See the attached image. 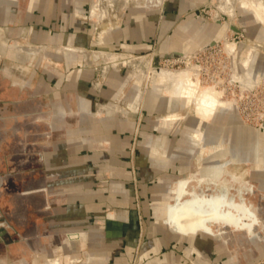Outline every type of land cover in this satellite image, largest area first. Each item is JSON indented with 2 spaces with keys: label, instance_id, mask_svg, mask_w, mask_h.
Masks as SVG:
<instances>
[{
  "label": "rangeland",
  "instance_id": "374dc122",
  "mask_svg": "<svg viewBox=\"0 0 264 264\" xmlns=\"http://www.w3.org/2000/svg\"><path fill=\"white\" fill-rule=\"evenodd\" d=\"M31 1L18 0L21 20L27 29L44 21L48 12V0H33V8ZM64 1L72 6V17L83 22L87 29L84 33L71 28L70 33L75 35L71 44L63 43L61 34L57 35L61 30L56 29L53 32L58 37L53 43H46V35L36 36L27 30L16 37L12 33L6 45L0 46L5 56L0 62L6 72L0 75L4 89L14 90L17 98L23 99L17 109L9 102L6 111L0 112V122L11 124L6 128L9 143L3 145L6 153L14 146L11 140L15 134L26 138L34 130L31 122L35 120L37 110L31 105L34 103L35 106L36 100L44 109L41 110L43 116L52 112L46 111V98H29L33 85L26 82L31 81L32 67L38 64L39 68L54 69L51 60L70 57L79 60L82 67L92 73L86 89L81 91L89 111L82 108L83 113L65 115L63 118L68 122H55L53 135L56 140H61L62 127H65L77 139L92 136L91 122H82L81 126L75 122L82 116L118 121V134L110 122H102L104 126L100 127L105 130L106 137L117 140L112 150L120 156L125 151L133 155L132 159H124L128 161L129 170L124 176L102 170L92 173L91 178L106 194L115 191L132 194L138 220L137 245L145 225L157 223L165 203L173 202V194L167 192V186L196 172L208 155L225 152L233 160L241 154L242 161H230L226 168L237 175L242 173L245 180L253 183L250 174L256 166L254 155L262 150L264 136V20L253 8L255 6L244 4L250 0H208L195 7L193 11L204 22L219 23V28L211 40L194 46H186L187 41H184L185 44L178 48L161 46L158 24L163 15L160 12L148 16L131 14V8L143 4L141 0ZM51 2L49 14L54 17V22L57 17L67 16L68 9L64 14L61 9L62 0ZM133 16H137L133 21L138 25L149 17L155 24L150 25V31L131 36L125 27ZM81 42L86 44H78ZM131 42L135 45H126ZM161 70L170 75H163ZM171 74L181 77L175 83L176 87ZM203 95L213 97V104L201 101ZM67 99L74 108L79 105L75 93ZM200 108H205L203 116L197 111ZM222 116L225 121L221 120ZM14 122L18 124L14 125ZM45 140H41V146L46 145ZM108 141L92 143L90 147L111 150L112 143ZM147 163L152 175L149 181H143L147 176H139L137 171ZM4 177L7 184L0 190L1 203L17 199L21 187L16 184L20 174ZM22 177L26 179L24 185L29 186V175ZM200 186L202 190L206 185ZM247 197L253 202L260 198L255 194H247ZM127 209L108 206L92 219L98 226H104L107 220L121 219ZM108 212H114L115 216L107 217ZM252 264H264V255L254 259Z\"/></svg>",
  "mask_w": 264,
  "mask_h": 264
},
{
  "label": "crops",
  "instance_id": "0c3cea01",
  "mask_svg": "<svg viewBox=\"0 0 264 264\" xmlns=\"http://www.w3.org/2000/svg\"><path fill=\"white\" fill-rule=\"evenodd\" d=\"M141 1L142 5L131 8V14L148 16L160 12L163 15L158 24L163 47H182L184 41H187L186 46L199 45L211 40L219 28V23H206L193 11L208 0ZM250 2L254 6H264V0ZM51 3L48 0L46 5V22L38 21L36 26L27 29L21 20L22 11L18 0H0V46L6 45V40L12 33L16 37L27 30L34 35H46V43L55 42L54 38L61 34L62 42L71 44V38L75 36L70 33L71 28L85 33V24L72 17L70 3L66 5L62 0V12L64 14L68 9V13L67 16L57 17L55 22L54 17L49 14ZM34 6L32 0L30 7ZM258 12L261 20H264V9ZM136 17L133 16L125 27L130 30L131 36L144 34V31H150V25L155 24L149 17L138 25L133 21ZM56 29L61 30L57 35L53 32ZM146 35L149 36V33ZM128 44L126 45H135L133 42ZM4 58L0 50V62ZM51 61L54 69L39 68L35 64L31 70V81L26 84L33 85L29 98H46V111L52 112L43 116L41 110L44 109L36 100V105H31L32 109L37 110L35 120L31 122L34 130L26 138L15 134L11 140L14 146L7 153L3 145L9 143L6 128L11 124L0 122V190L6 188L7 180L4 176L21 175L20 181L14 182L21 185L18 188L19 197L10 199V202H0V264H252L254 259L264 255V136L260 148L262 150L254 155L256 166L250 174L253 183L245 180L242 173L237 175L226 168L230 161H242L241 154L236 155L233 160L225 152L221 155H208L196 172L167 186V192L173 194V202L165 203L158 224L145 225L143 236L137 245L138 220L133 210L132 194L118 191L106 194L96 187L91 178L92 173L102 170H108L117 176H124L129 170L128 161L124 159H132L133 155L125 151L120 156L117 151L112 150V145L117 140L106 137L105 130L100 127L104 126L102 122H110L111 128L115 127L118 134V121L82 116L75 122L79 126L82 122H91L92 136L77 139L70 129L62 127V138L56 140L53 135L55 122H68L63 117L71 112L83 113L82 108L89 111L88 105L83 101L87 99L82 96L81 91L86 89L92 73L74 58L64 57ZM2 71L0 66V75L6 73ZM1 78L0 76V112L6 111L9 102H13L17 109V104L23 99H18L14 90H5ZM72 92L80 100L75 108L70 105V99H67ZM7 96L10 99L7 100ZM199 110L197 109L198 112ZM224 118L222 116L221 120L225 121ZM17 124L18 122H14V125ZM42 127L45 129L41 130ZM44 138L46 145L41 146ZM104 140L112 143L111 150L90 147L92 143L96 145ZM220 158L223 159L221 162ZM138 169L139 176H147L143 181H149L152 175L150 165L142 164ZM23 175H29V186L24 185L26 179ZM201 184L206 185L202 190ZM218 190H226L228 196L249 205L256 217L250 231L226 224H214L213 229L209 226V230L198 226L199 208L208 215L204 219L207 224L211 223L209 211L211 212L212 204L216 207L225 203L224 197L215 200L214 193ZM75 191L78 193L75 194ZM247 194H255L260 198L253 202L248 199ZM186 199V207L190 212H169L170 207L174 208L178 200ZM108 206L128 208L127 213L121 219L107 220L104 226H98L97 221L92 218L97 217ZM245 213L244 218L247 219V212ZM107 216L114 217L115 213L108 212ZM80 240H83L82 244Z\"/></svg>",
  "mask_w": 264,
  "mask_h": 264
},
{
  "label": "bare ground",
  "instance_id": "6f19581e",
  "mask_svg": "<svg viewBox=\"0 0 264 264\" xmlns=\"http://www.w3.org/2000/svg\"><path fill=\"white\" fill-rule=\"evenodd\" d=\"M97 2H98V0H97ZM244 4L247 5V6H252V7L254 6V5H252L253 4L252 2L245 1ZM253 8H255L257 10L258 9L260 10V9H264V6L262 7V5L256 4L255 7H253ZM160 73H163V75H164V73L165 74L167 73L168 75H170L168 72H166L164 70H161ZM171 75L173 76V74H171ZM182 76H183V74H182ZM169 78H171V76ZM178 78H181V77L179 75H177V74L175 76H173L172 82H173V86L175 85V87H176L175 83H177V80H180ZM200 100L205 102V103H207V104L208 103L209 104H213V102L215 101V99L213 97H210L208 95L207 96L203 95V97H201ZM204 110H205V108L204 109L200 108L199 112L202 115H204ZM214 194H215V200L218 199L219 197L226 198L225 203L222 204V205L220 203L219 205H216V207H215L214 204H212L211 212L209 211V214L211 213V218H210L211 219V223H207V224L205 223L204 219L208 215H206L204 210L199 208L200 212L197 211V213H199V219L197 218V222L200 223V224L198 226H200L201 228H203L205 230H209L210 227H211V229H213V225L214 224H218V225L226 224V225H230V226L236 227V228H245L246 230L250 231V228L253 226L256 217H254V212L251 210L249 205L245 204L243 201L235 200V198L233 196H228L227 193H226V190H220V191L218 190ZM214 194H213V197H214ZM187 202H188L187 199L183 200V201H179L178 200V202H177L176 206H174V208L170 207L169 212L170 213L171 212L174 213L175 211L177 213L178 212L179 213H182V212L188 213V212H190V210L186 207V203ZM245 211L247 212V216H248L247 219L244 218L246 216L245 215L246 214ZM197 216H198V214H197ZM183 219H185V217ZM190 225L193 226L192 223H190ZM216 229H217V227H216ZM198 231H199V228L196 229V232H198Z\"/></svg>",
  "mask_w": 264,
  "mask_h": 264
},
{
  "label": "built area",
  "instance_id": "2783aa9c",
  "mask_svg": "<svg viewBox=\"0 0 264 264\" xmlns=\"http://www.w3.org/2000/svg\"><path fill=\"white\" fill-rule=\"evenodd\" d=\"M108 217V216H107Z\"/></svg>",
  "mask_w": 264,
  "mask_h": 264
}]
</instances>
